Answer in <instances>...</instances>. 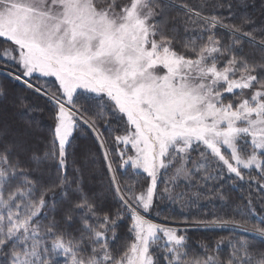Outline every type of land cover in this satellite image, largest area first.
<instances>
[{
  "label": "snow or ice",
  "instance_id": "snow-or-ice-1",
  "mask_svg": "<svg viewBox=\"0 0 264 264\" xmlns=\"http://www.w3.org/2000/svg\"><path fill=\"white\" fill-rule=\"evenodd\" d=\"M217 7H227L232 15L230 4ZM186 15L185 32L193 23L199 33L183 41L181 52L176 37L168 34L162 0H0V41L9 44L0 60L16 67L6 74L45 96L53 109V150L34 154L31 169L21 166L20 144L0 150V264H57L61 254L65 264H264V250L235 236L222 237L213 249L218 252L227 242L226 260L189 255L187 237L180 234L186 229L170 226L167 217L162 223L149 218L161 176L170 168L175 171L164 180L160 199L170 183L201 171L205 180L226 169L243 181L242 170L254 167L259 178L249 180L264 181V52L259 60L241 54L244 40L264 49V39L257 44L254 34L244 31L253 23L248 17L229 24L225 17L201 11L189 9ZM217 30L229 34V43ZM36 73L54 77V88L31 83L27 78ZM101 127L118 133L114 149ZM82 128L103 150L119 208L100 214L103 203L77 185L73 192L79 200L65 217L71 223L73 213H82L76 236L57 231L55 218L43 227L34 222L48 208L46 197L53 189L36 199L38 182L31 174L50 158L66 169L74 133ZM193 151H199L196 160ZM117 157L120 163L114 167ZM213 162L216 167L207 171ZM129 168L146 178V187L137 191L134 183H120L117 171ZM67 184L60 177L59 187ZM251 205L249 199L247 211L238 208L227 220L191 223L230 227L264 240V218L252 222ZM50 210L56 211L55 203ZM124 219L130 220L131 239L114 247Z\"/></svg>",
  "mask_w": 264,
  "mask_h": 264
},
{
  "label": "trees",
  "instance_id": "trees-1",
  "mask_svg": "<svg viewBox=\"0 0 264 264\" xmlns=\"http://www.w3.org/2000/svg\"><path fill=\"white\" fill-rule=\"evenodd\" d=\"M162 2L168 19L170 30L168 34L174 35L178 41L177 51L183 52V41L199 33V25L193 23H187L188 32H185L186 12L189 9L201 11L203 15L212 14L225 17V23L229 24H240L242 17H248L253 23L246 26L244 31L252 32L257 44L264 39V30H261L264 29V0H162ZM229 4L232 12L230 17L227 7H217V5L227 6ZM184 5H187V9ZM217 35L222 37L225 44L229 43L228 33L217 30ZM242 43L243 52L241 54H247L250 59H260L264 49L249 43L247 39ZM7 47L9 44L0 41V55H3V49ZM0 69L3 70L0 71V89H3V94L0 95V150L12 142L20 144L22 147L17 151L21 166L31 169L33 165L30 158L34 154L44 156L45 153H51L53 150L51 135L53 109L45 96L28 89L23 82L12 79L6 74L8 71H16L14 65L0 60ZM30 80L34 85L46 89H52L55 86L53 80L49 78L32 77ZM232 98L229 97V99ZM111 127L114 128L115 123ZM100 130L108 145L114 149L116 146L113 137L118 133L106 127H101ZM74 136L72 146L68 149L66 169L57 167L55 160L50 158L41 165L39 170L32 171L31 178L38 182L36 199H39L40 193L45 189H53L46 197L48 208H45L34 222L43 227L55 218L58 223L57 231L65 230L79 236L78 229L81 227L82 213L79 211L73 213L74 219L71 223H67L65 219L67 209L79 200L73 192L77 185L90 198L97 197L98 205L103 203V207L98 208L100 214L115 213L119 208V203L113 199L115 193L110 185V174L104 160V153L93 133L82 128L76 131ZM16 154V152L13 153V158ZM191 155L192 159L196 160L199 157V151H193ZM119 163L118 157L113 160L114 167H118ZM215 167L213 162L212 167L207 171L211 172ZM188 168L192 169L193 165L189 163ZM172 171L173 168H170L167 174L161 176L157 200L150 218L162 223L167 217L169 225L186 229L180 234L187 237L189 255L200 257L218 255L221 260H226L230 253L227 242L221 245L218 252H213V249L217 241L229 236H235L236 239H247L255 248L264 250V240L252 233L234 232L230 227L194 226L191 223L193 220H212L214 217L225 220L232 218L236 209L248 210L249 199L252 201L251 208L256 213L252 217V222H256L258 218H264V187L260 186L264 184V181L257 183L256 180H249V177L259 178L257 169L242 170L245 175L243 181L238 180L234 174L227 173L226 169L222 172L219 170L213 172L212 177L207 180L203 178L204 171L189 178L180 177L169 184L168 194L160 199L159 196L165 188L164 180L172 176ZM117 176L122 185L136 184L137 191L146 187V178L133 174L130 168L126 171H117ZM60 177L68 182L63 189L59 187ZM169 196L172 199H169ZM53 203L56 204L55 212L50 210ZM235 218L240 219L241 217L237 215ZM186 220L188 223L184 222ZM129 223L128 219L121 221L118 229L119 239L114 247L131 239L128 234ZM201 244L208 246L207 252L200 246Z\"/></svg>",
  "mask_w": 264,
  "mask_h": 264
},
{
  "label": "rangeland",
  "instance_id": "rangeland-1",
  "mask_svg": "<svg viewBox=\"0 0 264 264\" xmlns=\"http://www.w3.org/2000/svg\"><path fill=\"white\" fill-rule=\"evenodd\" d=\"M0 71H3V70L0 69ZM32 77H36V78H49V79H52L53 82L55 83V78L54 77H41L40 74H38V73L33 74ZM32 77H30V78H32ZM30 78H27V79H29V81L32 83V81L30 80ZM21 82H23V81H21ZM174 171H175V169L173 168L172 175H173ZM161 180H162V177H161ZM154 222L161 223V222H158V221H154ZM170 226H173V225H170ZM57 264H65V260L63 258V254H61L59 257H57Z\"/></svg>",
  "mask_w": 264,
  "mask_h": 264
}]
</instances>
